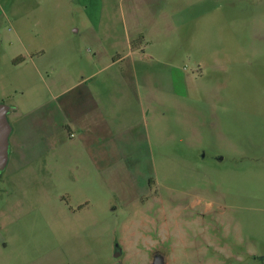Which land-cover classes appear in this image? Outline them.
<instances>
[{
	"label": "rangeland",
	"instance_id": "obj_1",
	"mask_svg": "<svg viewBox=\"0 0 264 264\" xmlns=\"http://www.w3.org/2000/svg\"><path fill=\"white\" fill-rule=\"evenodd\" d=\"M162 2L167 45L140 47L158 57L109 68L94 66L84 39L99 7L24 0L17 12L0 0V103L24 119L64 69L70 83L81 69L94 81L131 71L145 113L136 141H112L94 161L91 192L67 177L76 150L57 140L28 161L26 177L0 169V264H264V0ZM110 50L113 59L129 51ZM84 194L90 204L72 213Z\"/></svg>",
	"mask_w": 264,
	"mask_h": 264
},
{
	"label": "crops",
	"instance_id": "obj_2",
	"mask_svg": "<svg viewBox=\"0 0 264 264\" xmlns=\"http://www.w3.org/2000/svg\"><path fill=\"white\" fill-rule=\"evenodd\" d=\"M23 1L15 0L17 12L18 4ZM79 1L84 7H99L100 10L94 29L84 36L93 49L91 60L94 66L102 64L103 67H112L129 56L157 58V53L152 51L145 53L140 48L146 39L150 42L155 41L156 45L161 43L167 45V42L160 39L161 32L168 33L167 2L164 4L162 0ZM85 9L90 16V11ZM96 13L97 11L91 14ZM25 32L21 28L14 32L15 38L22 45H27L24 41ZM125 46L129 51L122 56L117 54L116 59H113L115 56L110 49ZM63 60L64 58L59 59L58 63H62ZM21 62L23 61L19 60L17 63ZM55 69L51 68L52 71H56ZM94 73V71L85 73L84 69H81L74 82L70 83L67 79L70 72L62 70L60 77L51 82L50 99L24 112L22 114L25 115L24 119H21V112H13L8 107L6 118L10 125L9 148L5 165L1 170L9 167L10 176L17 174L26 177L28 173L34 172L28 167V161L38 153L44 157L51 149L49 142L57 140L64 147L72 145L76 150L75 155L69 156L75 160L76 166L68 171L67 177L69 176L79 192L92 191V183H95L98 173L94 161L105 160L110 155L112 141L118 145L136 141L141 135L140 123L145 118L143 109L136 103L139 100L138 82L141 78L136 79L130 71L104 74L94 81L92 77ZM169 81L171 89L167 91L172 90L176 77L169 75ZM71 133L73 136H69ZM100 153L106 155L99 156ZM80 161L87 163L83 164ZM43 169V173L53 174L48 164H45ZM101 169L107 171L104 167ZM89 204L90 196L84 194V198L74 204L77 208L73 207L71 212L75 213L77 209L87 207ZM86 218L90 219L92 216L86 215ZM78 219L82 220L80 216ZM75 241L73 237L66 243L71 253H74ZM60 252L63 250L57 248L46 259L60 257Z\"/></svg>",
	"mask_w": 264,
	"mask_h": 264
},
{
	"label": "water",
	"instance_id": "obj_3",
	"mask_svg": "<svg viewBox=\"0 0 264 264\" xmlns=\"http://www.w3.org/2000/svg\"><path fill=\"white\" fill-rule=\"evenodd\" d=\"M8 107L0 103V169L3 168L6 162L8 148H9V132L10 125L6 118V112ZM155 264H161L160 262H156Z\"/></svg>",
	"mask_w": 264,
	"mask_h": 264
},
{
	"label": "built area",
	"instance_id": "obj_4",
	"mask_svg": "<svg viewBox=\"0 0 264 264\" xmlns=\"http://www.w3.org/2000/svg\"><path fill=\"white\" fill-rule=\"evenodd\" d=\"M69 136H73V134L71 133V134H69Z\"/></svg>",
	"mask_w": 264,
	"mask_h": 264
}]
</instances>
